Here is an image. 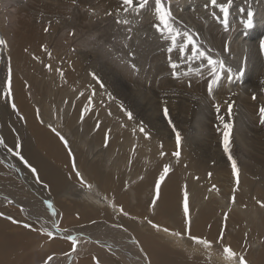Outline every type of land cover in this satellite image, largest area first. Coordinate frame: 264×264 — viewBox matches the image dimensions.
Instances as JSON below:
<instances>
[{"label":"rangeland","instance_id":"rangeland-1","mask_svg":"<svg viewBox=\"0 0 264 264\" xmlns=\"http://www.w3.org/2000/svg\"><path fill=\"white\" fill-rule=\"evenodd\" d=\"M218 1L215 7L216 9L218 8L217 10L219 12H208V19L211 21L212 13L215 14V19L218 21L217 23L226 28V34L234 37V42L243 45L242 51L244 55L246 56L249 54L253 56V61L249 62L248 58L245 57L247 59L246 63L248 62V65L257 68L256 73L252 74L251 70L249 72L247 67L241 70L239 69L241 68L240 65L236 63H225L223 70L226 75L229 76V70H231V76L237 75L243 79V82L240 80L239 83H232L226 78L228 82H226V87L223 90H227V93H224L223 90L220 91L219 86L212 88L210 93L209 90L192 87L189 83L186 85V88L185 86L179 87L178 83L175 84L174 82V79L181 75H178L179 71L177 72V69L187 68L184 67L187 65L189 68L192 66L195 67L196 65V68L187 70V73L190 72V74L191 71H194L191 75L198 78L194 80L196 84L202 79H204L203 81L207 80V78H210V80L215 79L216 74L220 72L219 70L221 68L219 63L221 61H219V55L223 52V49L216 50V53H214L215 46H212L213 44L207 45L210 39L201 36L205 33V30H202L203 27L206 29L205 27L207 25V18H205L206 13L204 14V18H202L203 16H194L191 12L186 13L177 9H169L167 7L168 0H161L162 7L170 13L169 23L174 29L173 33H168L166 30H158V27L163 29V25L160 23L157 12L155 11V0H148V3L138 10L136 7L137 0H133L134 7L128 11L124 10L126 6L123 5L122 0H0V39L6 40L4 38L5 34L3 35L2 26L4 30H9L10 28H7L9 27L7 24H16L17 26H15L14 32L15 30L18 32L19 30L24 37H29V34H23V32L28 30V33H30L33 38V40L30 39L31 44L29 41V44L25 43L23 45V58H25V62L19 71H15V75L22 81L26 90L29 91V95L32 97L33 108H35L34 110L38 116V121L44 120L46 123L52 122L54 124H60L69 136V141H67V143L73 139V144L78 142L76 145L72 146V149L78 153L82 152L83 149L82 144H80V137L84 138L83 135L86 134L89 152L86 151L85 153H89L86 154L88 157L83 162L82 160L84 157L82 155L81 158L76 159V162H74L75 168L81 172L79 174L82 177L83 184L80 182L77 184L71 181L69 184L71 189L68 190L66 194L62 192L60 195H57L63 188L58 186L57 189H53L49 182L59 179L58 174H62L59 171L62 165L58 161H55L54 165H49L44 168V172H46L45 178L41 176V173L37 175L38 179L42 180L41 182L46 187V191L57 195L58 200L66 206V210L74 209L78 211L79 208L82 209L81 212L78 211V213L72 215L75 216L76 220L67 223L65 228L73 227L86 232L90 227H98L102 225L101 222L112 220L113 208L115 215L121 216L119 214H124L122 217H125L126 221L132 220L133 223L136 221L152 229L156 228L152 226L153 224L162 223L166 226V224L175 221L176 223L174 222V224L179 229L187 225L186 228H191L187 229V232L197 231L199 234L205 232L211 236L212 231L206 232L202 229L193 227V224L186 223L182 218V214L185 212V205H187L188 213L195 216L198 207L203 206L202 203L205 202L206 199H212L208 197V194L211 191L217 194V191L223 188L228 192V195L223 194L221 196L223 209H220L217 213L213 212L210 214L211 209H216L215 204L213 205L214 207L211 206L212 208H208L209 210H207L206 213L202 211L203 220L209 217V223H206L205 226L211 230L212 224L217 223L218 230L215 233L219 234L222 232L219 238H214L206 242L208 244L210 243V246L219 255L224 256V247L222 249L219 243L222 241V236L225 242L230 244L228 237H234L235 235L234 238L240 239L242 242L241 246L237 243L234 245L239 246L236 249L240 252V257H242L243 260L247 257L244 258L241 251L245 250V253L249 254L252 249L259 250L262 247L264 240V225H262L264 224V123H261L262 117L260 110L264 108V100H262L264 99V49L256 48L255 50L254 43L256 45L264 43V19L261 21V25L260 21H258L261 13L257 11L256 0H235L234 3L236 4L234 5H240L241 7H239H243V9L237 6L235 7L232 4L234 0L230 2L226 0V7L227 9L229 8L227 17H225L220 10L221 6L224 5L223 0ZM204 2L203 7L210 8L212 2L207 3L205 0ZM195 3L197 4L196 1ZM228 4L230 5L228 6ZM250 11L252 13L251 27H244L248 22V13ZM176 12L177 14H175ZM219 13L220 16H218ZM221 14L223 18L222 22ZM241 16L244 17L242 18ZM143 17L145 22L142 20ZM225 20H227L228 23L227 27L225 25ZM2 23H4L5 26ZM142 23L143 25H141ZM201 23H203L202 26H199ZM18 27H20V29ZM198 27L202 29L199 30ZM228 28H231L230 31ZM45 29H47V31H45ZM10 30L11 34L8 38L11 39L13 37V29ZM39 31H41L42 34L39 33ZM185 33L190 37H194V34L200 35L198 37L199 46L196 45L197 40L193 42L198 48V53L195 58L192 57V44L187 43L186 39H188V36H185ZM173 35L176 36L175 44H173L172 41ZM241 41L244 42L241 43ZM248 41H251V43ZM200 42L203 43L200 45ZM5 44L0 45V156H6L16 167L17 164L25 166V162L21 160L19 155L21 146L25 142V126L21 119H19L15 107L12 105L8 86L9 80L13 75L9 68L8 53L13 54L14 46H12L10 41L6 46ZM170 48L172 49L171 51H169ZM181 48H184V53L180 57V63L172 67L173 61L171 60L178 55ZM203 51L205 57L199 56V52ZM209 52L213 55H210ZM170 53H174L175 55H171ZM25 55L27 57H25ZM208 55L211 59L217 61L216 65H209ZM77 56H81L82 62L84 60L83 65L79 60L76 61ZM79 62L81 64H79ZM133 62L134 64L135 62L137 63L135 68L137 72L131 75L133 78L140 80V84H136V79L131 80L123 76L117 69L118 66H124V64L127 63L128 65H132ZM26 64H28L27 68ZM161 66H163L165 70L157 71ZM213 67L216 68V73H213ZM24 68L26 70H24ZM93 73L96 77L95 79L93 78ZM220 73L222 74V72ZM72 74H75L74 77L79 84L78 89L83 93V97H78V95H76V87L72 83H68L64 80L65 76H70ZM202 74H207L208 77ZM168 75H170V79L166 80ZM256 76H261V78L257 80ZM152 79H154L153 82H151ZM171 79L172 81L170 82ZM246 79L249 80L244 81ZM144 80H146V83L142 82ZM160 85H165V87L162 88L163 86L160 87ZM124 94L126 95L124 96ZM168 95L173 96V98L177 100L176 102L170 101L168 106L171 110H174L173 115L165 119L164 110L167 109V106L162 105L167 98L161 97ZM126 96L132 100L130 99V101ZM215 100L216 102L213 103ZM125 104L128 105V107ZM180 104H182V106H180ZM184 104L187 106L184 107ZM190 104L193 106L196 105L197 113H199V111L204 112L201 111L202 107L205 109L208 107L207 109L209 110L211 109L210 111L212 113L210 112L207 114L208 116L212 114L213 121L216 119L214 115L218 113V115H221V113L223 116L226 115L223 118L225 120H223L224 123L232 124L229 137V153H225L224 151L223 129L225 130V128L222 125L224 123H208L200 116L202 123L205 122L203 125L201 124L203 128L199 126L192 127L191 124L188 126L186 125V119L182 118V116H186H184V109ZM75 105L78 107H75ZM228 105H231V108H229ZM73 107L77 110L75 116H73ZM152 107L155 108L153 112L150 110ZM239 107L240 109H244L240 111V109H238ZM217 109H219L218 112ZM128 113L132 114L131 119H129ZM73 117H75V119ZM231 117H233V119H230ZM208 118L210 119V116ZM68 123L70 125H67ZM89 123H93L94 125H88ZM99 124L104 126L100 127ZM238 125L243 128L244 139L249 143L244 142V140L243 142L241 141L240 136L237 134ZM141 128H143V132H141ZM173 128L175 131H173ZM1 131L8 134L10 138H5ZM149 131L151 136L153 135V140L149 138ZM177 133H179L181 137L179 148L176 140ZM156 137H159L157 138L158 140L155 139ZM113 139L115 140L112 144L113 155L109 159L102 160L101 156L107 154L105 149L109 148L108 143L110 140L113 142ZM67 143L64 144L67 145ZM242 144L245 146H242ZM248 145L251 147L249 148ZM30 147L33 148V145L31 144ZM245 148H247L246 150L248 151H246ZM101 151L104 152L100 153ZM177 151L179 152V156L174 155ZM249 151L251 153H249ZM95 152L97 153L94 154ZM161 153H163V155H161ZM211 154L214 155V157H210ZM190 155H194L195 157L191 158ZM229 155H231L232 160L236 163L237 174L235 176L232 172V162L228 158ZM182 157L187 158L188 161ZM190 158L195 161L189 160ZM111 159L112 161L110 162ZM202 159L205 161L202 162ZM180 161L183 163L186 162L183 164V167L186 168L187 171L183 172L184 174L182 175L185 180L178 181L174 188H177L175 207H173V209H168L171 211H168L166 208H164L165 211L164 209L160 211L159 209L163 206L160 200V185L164 183L167 174L171 171L173 166L179 164ZM97 162L102 165V170L105 169L108 173L97 179H106L108 191L114 194L113 196L111 195L112 198H110V195H108V193L102 189L101 185L94 180L95 173L91 171L87 172L88 175H83L82 173L81 169L85 165L96 164ZM197 163L206 164V166L210 163L211 165L207 167L211 170L204 171L200 169L201 172L199 174L190 178L189 176H192L195 168L199 169V167H195ZM69 166L73 167L71 163ZM165 166L168 168V173L166 175H164ZM100 167L98 171L103 175L104 173L101 172ZM241 168L247 170L246 172H248L249 176L257 173L256 175L260 178H255V183L253 180V183H250V185L244 184L243 169ZM0 169H8L1 160ZM25 170L28 177H30V175L27 171L34 176L26 166ZM150 170H153L151 171L153 173L150 172L152 175L149 178ZM7 172L8 171L5 173ZM72 173L74 172L72 171ZM161 175H164L162 181L160 180ZM157 181H159L158 189ZM90 182H95L97 188L95 185L90 184ZM246 186L248 190H246ZM79 187L84 189L85 193H79V191H81L78 190ZM126 187L131 188L130 192L127 191ZM121 190L126 191L124 196L129 200V205L133 203L130 202L132 198L137 204L131 206L133 209L127 207V210L130 212L122 208L126 203L120 202L122 204L118 205L115 202L116 198L119 199ZM100 194H102L101 198L98 197ZM118 194L119 197H116ZM83 196H87V200H91L90 204L96 207L100 206V210L71 201L77 200ZM180 196L181 199H179ZM236 198H238V208L240 209L233 211L231 208L233 205L237 204L235 201ZM120 199H122V197ZM114 203H116L117 206ZM193 206L196 207V209ZM100 212H105L108 216L105 217ZM131 212L135 213L132 214ZM18 213L19 214H12L11 217H9L10 215H7L8 217H5L3 214L0 215L2 219L4 218L5 221H9L8 223L2 221V231L3 234L8 236L6 240L7 244L5 243V245H8L6 249L11 251V255L7 257V259H2L0 256V264H47L49 260H53L51 264H67L65 262V256L71 252V244L65 241V245L61 248L57 245H53L52 247L48 245L45 246L47 247L46 249L44 245L47 241H42L41 237H48L47 232H45L47 235H44V233L41 232L40 229L35 228L34 225L32 227H25L23 231L9 229L12 224L25 226V218L21 212ZM208 213L209 215H207ZM245 217H247L246 220ZM219 224L223 225L220 226ZM157 225L160 227L159 224ZM193 228L195 229L192 231ZM113 230L114 229H112V231ZM224 230L228 232L225 234ZM180 232L182 233L181 230H179V234ZM248 232H250L252 236H250ZM112 236L115 237L116 234L114 235L112 233ZM118 236L117 238L121 239L120 237L122 236ZM180 236L184 238V235L180 234ZM189 237L192 238L194 236L190 235ZM197 239L200 240V237H197ZM165 243L166 242H162V244L166 245ZM1 244H4V241ZM157 244H159V242H157ZM161 246L160 243L159 247ZM167 249H169L168 251L171 253L174 250H177V252L178 250L182 251L186 255L193 257L197 262L189 264H217L213 263L207 254H203L202 252L199 254L188 253L187 251L175 248L171 244L170 248L167 247ZM164 250L166 251V249ZM87 257V261L85 260L86 264H122L120 260L113 255L111 259L102 261L100 260L99 254ZM169 258H171L169 264H182V261L179 259L178 261H174L173 255ZM200 261L203 262L201 263ZM160 263L161 261L158 260L155 264ZM126 264L133 263L129 262Z\"/></svg>","mask_w":264,"mask_h":264},{"label":"bare ground","instance_id":"bare-ground-1","mask_svg":"<svg viewBox=\"0 0 264 264\" xmlns=\"http://www.w3.org/2000/svg\"><path fill=\"white\" fill-rule=\"evenodd\" d=\"M195 1L197 2V4L195 3ZM207 1V3L211 2V0H205ZM218 1V0H217ZM220 1V0H219ZM218 1V2H219ZM231 0H229L230 2ZM257 1V11H259L260 14V18H258V21H261L264 19V0H256ZM222 2V1H221ZM220 2V3H221ZM235 0L233 1V5L236 4L234 3ZM245 2V1H244ZM204 0H176V1H169L167 2V7L170 9H177L179 11L182 12H186V13H192L194 16H198V17H202L204 18V14L206 15L205 18H207V25H206V29L205 33L201 36L205 37V38H209L210 42L207 43L208 44H213L212 46H215V52L216 50H221L223 49L222 53L219 55V61H221L223 63V65L225 63H236L238 65H240L241 69L247 67L249 72L251 70L252 74H255L257 71V68L255 66L252 65H248L249 61H253V56L247 54L246 56L243 53V45L238 44L236 42H234V37L232 36H228V34H226L227 30L225 27H223L222 25L220 26L216 21L217 19H215V14L212 13V20L210 21L209 18V14H207L208 12H212V11H216L219 12L215 5H213L211 3L210 8H204ZM179 4V5H178ZM223 6H226V0H223ZM249 4V3H248ZM252 4V3H251ZM254 4V3H253ZM230 4H228L229 6ZM217 6V5H216ZM235 6V5H234ZM237 6V5H236ZM235 6V7H236ZM240 6V5H239ZM237 6V7H239ZM208 7V6H207ZM232 7V6H231ZM230 7V8H231ZM241 7V6H240ZM239 7V8H240ZM256 7V6H255ZM253 8V7H252ZM220 9V7H219ZM229 9V8H228ZM233 9V7H232ZM238 9V8H237ZM240 9H243L240 8ZM248 9V8H247ZM256 9V8H255ZM191 10V11H190ZM239 10V9H238ZM245 10V9H244ZM254 10V9H253ZM156 11V10H155ZM168 11V10H167ZM171 11V10H169ZM178 11V12H179ZM233 11V10H231ZM235 11V10H234ZM256 11V10H254ZM175 12V11H173ZM181 12V13H182ZM229 12V11H228ZM251 12V11H250ZM243 13V12H242ZM258 13V12H257ZM177 14V12L175 13ZM180 14V13H179ZM224 14V13H223ZM230 14V13H229ZM239 14V13H238ZM148 15V14H147ZM243 15V14H242ZM186 16V15H185ZM184 16V17H185ZM192 16V15H191ZM220 16V13L219 15ZM232 16V15H231ZM230 16V17H231ZM76 17V16H75ZM242 17V16H241ZM244 17V16H243ZM242 17V18H243ZM181 18V17H178ZM190 18V17H189ZM221 18H222V14H221ZM240 18V17H238ZM159 19V18H158ZM234 19V17H233ZM130 20V19H129ZM142 20H144V17L142 18ZM149 20V19H148ZM175 20V19H174ZM192 20V18H191ZM194 20V19H193ZM200 20V19H199ZM209 20V22H208ZM223 18L221 19L222 22ZM232 20V19H231ZM235 20V19H234ZM233 20V21H234ZM242 20V19H241ZM9 21V18H8ZM198 21V20H197ZM203 21V20H202ZM136 22V21H135ZM143 22V21H142ZM145 22V20H144ZM199 22V21H198ZM220 22V24H221ZM239 22V21H238ZM200 23V22H199ZM231 23V21H230ZM229 23V24H230ZM240 23V22H239ZM4 25V23H2ZM1 24V26H2ZM128 24V23H127ZM152 24V23H151ZM195 24V23H194ZM203 23H201V25L199 24V26H202ZM228 24V23H227ZM232 24V23H231ZM236 24V23H235ZM238 24V23H237ZM247 24V23H246ZM143 25V23L141 24ZM145 25V23H144ZM262 25V24H261ZM264 25V24H263ZM5 26V25H4ZM9 26V27H7ZM7 28L13 29V37L10 39L8 38L9 35L11 34V30H4V27L2 26V30H3V35L4 38L6 39L5 41V46L7 45V43L10 41L12 46H14V52L13 54L8 53V60H9V65H10V69L12 71V78L9 80L8 86H9V94L11 95V102L12 105L15 107V110L17 111V114L19 116V119H21V121L23 122L24 126H25V142L22 144L21 146V152H20V158L21 160H23L25 162V166L34 174L31 175V173L29 171H27V173L30 175V177H28V175H26V170H25V166L22 164H17V167L9 160L7 159L6 156H0V160L4 163V165L8 168L6 170H1L0 169V215L3 214L5 215V217H8L7 215H10L9 217H11V215L13 214H19L18 212H21V214L23 215V217L25 218L24 224L28 225L30 227H32L34 225L35 228L40 229L41 232L44 233V235L48 234V237H41L42 241H47L45 242V246H53V245H57L59 248H61L62 246H64V243H69L72 245V250L69 254H67L65 257V262L67 264H86L85 260L88 258L87 256H92L94 254H99L100 255V260H105V259H111L112 255L114 257H117L120 262L122 264H126V263H133V264H155L156 261L160 260L161 262H164V264H169V261L171 260V256L165 255L164 254V249H166L167 247L170 248V244L172 246H174L177 249L180 250H184L187 251L188 253H195V254H199V253H203V254H207V256L211 259V261L213 263H217V264H240V252L238 251L239 246L242 245V242L240 241V239L234 238L232 236H229V240H230V244L226 243L225 240L223 239L222 236V241L219 242L220 246H222L224 248H229L235 255V257H232L231 260H226L224 256L219 255L216 251L213 250V248L210 246V243L208 244V247H205L203 244H198L195 243L193 241V239H191V237H189L190 235H198L200 236V240H205V241H210L214 238H219V235L222 233H215L218 230V225L217 223H213L212 224V229L209 230L205 224L209 223V217L205 218L203 220L202 218V211L204 213H206L207 210H209L208 208H212L211 206L216 204V209H211L210 214L213 212H218L220 211V209H223V203L222 202V198L221 196L223 194L228 195V192L226 189L217 191L216 193H213L212 191L208 194L209 198L212 199H206L205 202H203V206H199L197 212L195 213V216H192L188 213L187 217L185 216V212L182 214V218L186 221V223L188 224H193L195 228L198 229H202L203 231L211 232V236L208 233H202L201 235L197 232V231H193L195 228L192 229L193 232H187V229H191V228H186V226L181 227L180 229L178 227H176V225L174 224V222H171L170 224H166V226H164L162 223H157L160 225V227L157 224H153L156 226V228H149L147 225L145 224H140L136 221H134V223L132 222V220H128L126 221L124 214H119L121 216H117L115 215V212L113 211L112 208V220H108L105 222H101L102 225L98 226V227H90L86 232L84 230L81 229H77V228H65V225L67 223L73 222L76 220L74 215L75 213H78L82 211L81 208L78 209V211L74 210V209H67L66 210V206L61 203L58 198L57 195H60L62 192L63 193H67L68 190L71 189V187L69 186L70 182L72 181L73 183H77L80 182L81 183V175L79 174V177L77 176V172L81 173L80 171H78L75 166H74V162H76V159L81 158L82 155L84 157V159L82 160L83 162L85 161V159H87V155L89 153H85L86 151H88V145H87V140H86V134H84V138L80 137V144H82V152L78 153L76 151H74V149H72L73 145V141H70L67 143V145H65V141H69V136L68 134H66V130L63 129L60 124H54L52 122H45L44 120L42 121H38L37 119V114L36 111L34 110L35 108H33V103L32 100L29 95V91L26 90V88L24 87V84L22 83V81L15 75V71H19L20 68L23 66L24 62H25V58H23L24 54H23V45L31 44V40H33V38L31 37V34L28 33V30L23 32V34H29V37H24V35H22L20 33V31L18 30V32H14V28L15 25H8L7 24ZM132 26V25H131ZM138 26V25H137ZM233 26V25H232ZM239 26V25H238ZM5 27V28H6ZM76 27V26H75ZM147 27V26H146ZM190 27V26H189ZM227 27V26H226ZM245 27V26H244ZM20 29V27H18ZM16 28V29H18ZM144 28V27H143ZM220 28V29H219ZM232 28V27H231ZM230 28V29H231ZM145 29V28H144ZM151 29V28H150ZM149 29V30H150ZM199 29V27H198ZM199 29V30H201ZM229 29V28H228ZM229 29V31H230ZM242 29V28H241ZM264 29V28H263ZM187 30V29H186ZM190 30V29H189ZM239 31V30H238ZM243 31V30H242ZM241 31V32H242ZM201 32V31H200ZM240 32V31H239ZM39 33H41V31H39ZM142 33V32H141ZM232 33V32H231ZM236 33V32H235ZM238 33V32H237ZM246 33V32H245ZM42 34V33H41ZM194 37H191V39L193 40H197V46L198 45V37L200 35L198 34H194ZM208 35V36H207ZM230 35V34H229ZM238 35V34H237ZM142 36V35H141ZM236 36V34H235ZM94 37V36H92ZM237 38V36H236ZM202 39V38H201ZM200 39V40H201ZM188 40V39H186ZM185 40V41H186ZM207 41V39H206ZM209 41V40H208ZM24 42V43H23ZM58 42V41H57ZM238 42V41H237ZM244 41H241V43ZM249 42V41H248ZM78 43V42H77ZM203 42H200V45ZM251 43V41L249 42ZM46 44V43H44ZM47 45V44H46ZM57 45V44H56ZM76 45V44H75ZM79 45V44H78ZM231 45V46H230ZM209 46V45H208ZM255 46V50L257 49H262L261 45H256L254 43ZM77 47V46H76ZM205 47V46H204ZM207 47V46H206ZM227 47V50H226ZM209 48V47H208ZM232 48V49H231ZM254 48V47H253ZM58 50V49H57ZM207 50V48H206ZM253 50V49H252ZM247 51V50H246ZM249 51V50H248ZM258 51V50H257ZM34 52V51H32ZM204 52V51H203ZM208 52V51H207ZM231 52V53H230ZM255 52V51H254ZM43 53V52H42ZM47 53V52H46ZM108 53L110 54V52L108 51ZM175 53V52H174ZM174 53H170L171 55H175ZM210 55H213L211 52H209ZM34 54V53H33ZM207 54V53H206ZM255 54V53H254ZM258 54V53H257ZM35 55V54H34ZM76 55V54H75ZM85 55V54H84ZM244 55V56H243ZM38 56V55H36ZM40 56V55H39ZM53 56V55H52ZM181 52H178V55L175 56V58H172L171 61H173L172 65H179L178 63H180V57H181ZM257 56V55H256ZM25 57H27L25 55ZM33 57V56H32ZM81 57V56H80ZM77 56L76 61H80L83 65V62L81 61L82 59ZM205 57V55H204ZM248 58V62L246 63V58ZM29 58V57H28ZM42 58V57H41ZM45 58V57H44ZM71 58V57H70ZM209 55H208V59H209ZM260 58V57H259ZM58 59V58H57ZM168 59V58H167ZM202 59V58H201ZM217 59V58H216ZM71 60V59H70ZM135 60V59H134ZM169 60V61H170ZM111 61V60H109ZM50 62V61H49ZM79 62V64H81ZM165 62V61H164ZM28 63V62H27ZM48 63V62H47ZM126 63V62H125ZM30 64V63H29ZM32 64V63H31ZM134 62L132 63V65H128L124 64V66H118L117 69L119 72H121L123 74V76L132 79H136L133 78L131 74H135L137 71L135 70L136 68V62L135 64ZM256 64V63H255ZM26 64V68H27ZM33 65V64H32ZM51 65V63H50ZM53 65V64H52ZM85 65V64H84ZM91 65V64H90ZM168 65V64H167ZM166 65V66H167ZM25 66V65H24ZM36 66V65H35ZM30 67V66H28ZM79 67V66H78ZM158 67V66H157ZM156 67V68H157ZM187 68H181V69H177V72L179 71L178 75L181 74L180 76H178L177 78L174 79L175 84L178 83L179 87H183L189 83V85H192V87L198 88V89H205V90H209L208 85L209 83H211L214 79L210 80V78H207V80L203 81L204 79H202L198 84H196V82L194 83V80H197L198 78H195V76L193 77L194 71H191L187 73V70L192 69V68H196L192 66L189 68V66H184ZM224 68V67H223ZM54 69V68H53ZM92 69V67H91ZM154 69V68H153ZM238 69V70H239ZM24 70H26L24 68ZM29 70V69H28ZM27 70V71H28ZM99 70V69H98ZM155 70V69H154ZM165 69L163 68V66L159 67L157 69V71H164ZM247 70V69H246ZM31 71V70H29ZM59 71V70H58ZM185 73L183 74L182 73ZM186 71V72H185ZM220 72H222V74L220 72V79L217 81V83L213 84V87H218L220 88V91H222L223 89H225L226 87V78L229 79V76L226 75L225 71L223 69L219 70ZM34 72V71H33ZM202 72V71H201ZM200 72V73H201ZM26 73V72H25ZM30 73V72H28ZM27 73V74H28ZM196 73V72H195ZM204 73V72H203ZM24 74V73H23ZM22 74V75H23ZM90 74V72H89ZM88 74V75H89ZM94 74V73H93ZM26 75V74H25ZM75 74H72L70 76H65V79L68 83H72L77 91H76V95H78V97H83V93H81V91H79L78 89V82L76 81ZM175 75V74H174ZM199 75V73H198ZM197 75V76H198ZM201 75V74H200ZM202 75H207V74H202ZM19 76V74H18ZM31 76V75H29ZM170 75H168V79ZM196 76V77H197ZM249 76V75H248ZM208 77V75L206 76ZM213 77V76H212ZM254 77V76H253ZM257 77V76H256ZM105 78V77H104ZM252 78V77H251ZM261 78V76L257 77V80ZM80 80V79H79ZM105 80V79H104ZM110 80V79H109ZM108 80V81H109ZM154 79L151 80V82H153ZM232 83H239V81L241 80L243 82V79H241L240 77H238L237 75H233L231 76V79H229ZM249 79H246L244 81H247ZM255 80V79H254ZM172 81V79L170 80V82ZM106 82V81H105ZM110 82V81H109ZM108 82V83H109ZM143 83H146V80L142 81ZM259 82V81H258ZM141 81L136 79V84H140ZM163 83V82H162ZM221 83V84H220ZM153 84V83H152ZM111 85V84H110ZM167 85V84H166ZM116 86V85H115ZM163 86V87H162ZM160 87L164 88L165 85H160ZM184 87V88H185ZM228 87V85H227ZM263 87V86H262ZM159 88V87H158ZM187 88V87H186ZM138 89V88H137ZM113 90V89H112ZM121 90V88H120ZM192 91V90H191ZM194 91V90H193ZM74 92V91H73ZM111 92V91H110ZM196 92V91H194ZM193 92V93H194ZM224 93H227V90H223ZM75 93V92H74ZM85 93V92H84ZM180 93V92H179ZM123 94V93H122ZM261 94V93H260ZM126 94H124L125 96ZM175 95V94H174ZM128 98V96H126ZM130 97V96H129ZM166 97V101L163 103L162 106H167V110L169 112L168 117H172L173 115V111L171 110L170 107L168 106L170 104V101L176 102L177 99L173 98V96H162L161 98ZM160 98V99H161ZM196 98V97H195ZM129 100L131 98H128ZM123 100V99H122ZM132 100V99H131ZM130 100V101H131ZM143 100V99H142ZM219 100V99H218ZM264 100V99H262ZM261 100V101H262ZM151 101V100H150ZM258 101V100H257ZM147 102V101H146ZM178 102V101H177ZM181 102V101H180ZM216 102L213 101V103ZM224 102V101H223ZM263 102V101H262ZM261 102V103H262ZM152 103V102H151ZM183 103V100H182ZM211 103V102H210ZM127 104V103H126ZM125 104V105H126ZM175 104V103H174ZM242 104V103H241ZM248 104V103H247ZM131 105V104H130ZM128 107V105H126ZM132 106V105H131ZM150 106V105H149ZM152 106V104H151ZM172 106V105H171ZM179 106V104H178ZM180 106H182V104H180ZM187 106V105H186ZM184 104V107H186ZM229 106V105H228ZM227 106V107H228ZM241 106V105H240ZM36 107V106H35ZM61 107V106H60ZM75 107H78L77 105H75ZM135 107V106H134ZM174 108V107H173ZM176 108V107H175ZM180 108V107H179ZM208 108V107H207ZM205 109L204 107H202L201 111L204 112H200L197 113L196 112V105H188V107L186 109H184L185 113L184 116H182V118L186 119V125H190L192 127L194 126H199L201 128L203 123H202V119L206 120V122L208 123H212L213 122H219L220 124L224 123V121L222 122L221 119H219L218 117H225L222 115H214L216 117L215 121H213L212 118V114L209 115L210 119L208 118V114L211 112L209 109ZM67 109V108H66ZM73 116H75V114H77V110H75L76 108L73 107ZM128 109V108H127ZM131 109V108H130ZM149 109V107H148ZM182 109V107H181ZM240 109V107L238 108ZM244 109L241 108L240 111ZM246 109V108H245ZM151 112L155 111V108H151L150 109ZM132 111V110H131ZM147 111V110H146ZM180 111V110H179ZM244 111V110H243ZM218 112V111H217ZM254 112V111H253ZM43 113V112H42ZM150 113V112H148ZM183 113V112H182ZM208 113V114H207ZM212 113V112H211ZM155 114V113H154ZM132 115V114H131ZM146 115V114H145ZM178 115V114H177ZM181 115V114H180ZM183 115V114H182ZM247 115V114H246ZM41 116V115H40ZM50 116V115H49ZM202 119H201V117ZM180 117V116H179ZM229 117V116H228ZM238 117V116H237ZM244 117V116H243ZM246 117V116H245ZM249 117V116H248ZM40 118V117H39ZM43 118V117H42ZM69 118V117H68ZM75 119V117H73ZM153 118V117H152ZM149 119V118H148ZM154 119V118H153ZM152 119V120H153ZM170 119V118H169ZM177 119V118H176ZM230 119H233V117H231ZM241 119V118H239ZM247 119V118H246ZM174 120V119H171ZM255 120V119H254ZM64 123V122H63ZM76 123V122H75ZM183 123V122H182ZM235 123V122H234ZM72 124V123H71ZM93 123H89L88 125H92ZM202 124V125H201ZM67 125H70L69 123ZM94 125V124H93ZM218 125V124H217ZM223 125V124H222ZM75 126V125H74ZM73 126V127H74ZM100 127L104 126L102 124H99ZM178 126V125H177ZM11 127V126H10ZM235 127V126H234ZM239 127V128H238ZM65 128V127H64ZM68 128V127H67ZM238 130H237V134L240 136L241 141L243 142H248L245 141L244 136H243V131L241 128V126H237ZM200 129V128H198ZM75 130V129H74ZM185 130V129H184ZM183 130V131H184ZM148 131V130H147ZM151 131V130H150ZM150 131L148 133L149 138H152L153 140V135L151 136ZM242 131V132H241ZM99 132V131H96ZM95 132V133H96ZM191 132V131H190ZM225 132V130L223 129V133ZM2 135L5 138H10L8 134H5L3 131H1ZM87 133V132H86ZM207 133V132H206ZM78 134V133H77ZM162 135V134H161ZM198 135V134H197ZM196 135V136H197ZM201 135V134H200ZM262 135V134H261ZM61 137H63V139H61ZM76 138V137H75ZM159 137H156L155 139H157ZM161 138V137H160ZM181 138V137H180ZM199 139V138H198ZM112 140V139H111ZM110 140L109 144V148L105 149V152L107 153L105 156H101L102 160H106L109 159L113 154H112V144L115 142V140L113 139V142ZM158 140V139H157ZM177 140V139H176ZM92 141V140H91ZM167 143V142H166ZM175 143V142H174ZM198 143V142H197ZM249 143V142H248ZM33 145V148L30 147V145ZM153 144V143H152ZM246 144V143H245ZM154 145V144H153ZM252 145V144H250ZM242 146H245L242 144ZM78 147V146H77ZM181 147V146H180ZM249 147V145H248ZM251 147V146H250ZM249 147V148H250ZM76 148V147H75ZM247 148H245L246 150ZM76 150V149H75ZM152 150V148H151ZM165 150V149H164ZM167 150V149H166ZM223 150V149H222ZM200 151V150H199ZM203 151V150H201ZM206 151V150H205ZM244 151V150H243ZM248 151V150H246ZM245 151V152H246ZM104 151H101L100 153H103ZM181 152V151H180ZM195 152V151H194ZM97 152H95L94 154H96ZM169 153V152H168ZM219 153V152H218ZM249 153H251L249 151ZM126 155V154H125ZM208 155V154H207ZM212 155V154H211ZM210 157H214V155H212ZM96 156V155H95ZM191 156V155H190ZM94 157V156H93ZM195 157L194 155L191 156ZM236 157V156H235ZM183 159H185L186 161L187 158L182 157ZM189 160H192V159ZM197 159V158H196ZM194 160V159H193ZM192 160V161H193ZM198 161H200L199 159H197ZM214 160V159H213ZM55 161H58L62 167L61 169H59V171L62 174H58V178L54 181H51L49 183H51V187L53 189H57L58 186L63 188L62 190L59 191V193L57 195H54L53 193H50L48 191H46V187L44 186V184L41 182L42 180H39L37 175L38 173H41V176L43 178H45V173L44 172V168L49 166V165H54ZM78 161V160H77ZM112 161V159L110 160V162ZM195 161V160H194ZM205 161V160H204ZM202 159V162H204ZM216 161V160H215ZM71 163V165L73 167H70L69 164ZM186 163V162H185ZM183 163L182 161H180L179 164H177L176 166H173V168L171 169V171L167 174V177L164 181V183L162 185H160V200L162 203V208L159 209L160 211L164 208L168 209H173V207H175L176 204V191L177 188L174 189L176 187V183L178 181H183L185 180L184 177H182V175L184 174L183 172H186L187 169L183 167ZM206 163V162H205ZM216 163V162H214ZM84 164V163H83ZM82 164V165H83ZM87 164V163H86ZM190 164V162H189ZM217 164V163H216ZM98 164V162L96 164H87L85 165L81 170L83 175H88L87 172L91 171L94 174V180L99 183L102 187V189L108 193V195H110V198H112V196L114 195L113 192L111 193L110 191H108V183H106V179H97L99 177H103L105 176L107 173V170H102V165ZM209 165H211L209 163ZM209 165H207L209 167ZM214 165V164H213ZM226 165V164H225ZM69 166V167H68ZM203 164L197 163L195 164V167H199L195 168V171L193 172L192 176H189L190 178L194 177V175L199 174L201 171L200 169H203L204 171H210L211 169H209L208 167ZM246 166V165H244ZM100 167L101 172H103L104 174H100V172L98 171ZM142 167V166H141ZM227 167V166H226ZM247 167V166H246ZM254 167V166H253ZM75 168V169H74ZM211 168V166H210ZM229 168V167H228ZM252 168V167H251ZM250 168V169H251ZM33 169H35V172H33ZM242 170V174L244 176L243 180H244V184H252L253 180L255 183V178H260L258 175H256L257 173H254L255 175H251L249 176L248 172H246L247 170H244V168H241ZM246 169V168H245ZM254 169V168H253ZM256 170V169H255ZM6 171H8L7 173H5ZM14 171V172H13ZM72 171L74 173H72ZM148 171V170H146ZM153 170L149 171V178L151 177V172ZM253 171V170H252ZM258 171V170H256ZM142 172V171H141ZM151 172V173H150ZM250 172V171H249ZM255 172V171H254ZM144 173V171H143ZM253 173V172H252ZM251 173V174H252ZM135 175V174H134ZM201 176V174H200ZM79 180H77V179ZM91 178V177H90ZM93 178V177H92ZM242 179V178H240ZM138 180V179H137ZM199 180V179H198ZM239 180V179H238ZM205 181V180H204ZM223 181V180H222ZM240 181V180H239ZM201 182V181H200ZM224 182V181H223ZM230 182V181H229ZM137 183V182H136ZM243 183V182H242ZM90 184L95 185V187L97 188V184L95 182H90ZM226 184V183H225ZM196 185V184H195ZM248 185V186H249ZM181 186V185H180ZM179 186V187H180ZM215 186V185H214ZM229 186V184H228ZM231 186V185H230ZM76 187V186H75ZM183 187V186H182ZM224 187V186H223ZM239 187V186H238ZM83 188V187H82ZM197 188V187H196ZM246 190H248V187L246 186ZM21 189V190H20ZM127 191L130 192L131 188L126 187ZM239 189V188H237ZM79 193H85L84 189H81V187L78 188ZM210 190V189H209ZM212 190V189H211ZM159 191V190H158ZM196 191V190H195ZM214 191V190H213ZM231 191V190H229ZM125 190L122 191L121 190V194L119 197V194L116 197H119L115 199V202L119 205L122 203H126L124 204V206H122L123 209L127 210L128 208L133 209V207L131 206H135L137 205L136 202H134V199L132 198L130 200L129 205V200L125 198ZM179 192V191H178ZM201 192V191H200ZM99 193V192H98ZM240 193V192H239ZM238 193V194H239ZM237 194V195H238ZM112 195V196H111ZM236 195V196H237ZM241 195V194H240ZM253 195V193H252ZM243 196V195H242ZM99 198L102 197V194L98 195ZM122 197V199H120ZM130 197V196H129ZM184 197V195H183ZM239 197V196H237ZM131 198V197H130ZM227 198V197H225ZM233 198V197H232ZM240 198V197H239ZM88 197L87 196H83L78 198L77 200H71L77 204L80 205H86V206H91L92 208L96 209V210H100V206L96 207L92 204H90L91 200H87ZM105 199V198H104ZM181 199V196L180 198ZM184 199V198H182ZM241 199V198H240ZM186 200V199H185ZM190 200V199H189ZM243 200V199H242ZM236 201V205H233L231 209L234 210H238L240 208H238V198L235 199ZM244 201V200H243ZM122 202V203H120ZM116 203H114L116 205ZM178 203V202H177ZM183 203V202H182ZM51 204V208L48 207V205ZM192 204V203H191ZM189 205V204H188ZM117 206V205H116ZM250 206V205H249ZM194 207V206H193ZM214 207V206H213ZM136 208V207H135ZM196 209V207H194ZM192 208V209H194ZM255 208V207H254ZM107 209V208H105ZM137 209V208H136ZM242 209V208H241ZM108 210V209H107ZM109 211V210H108ZM128 212H130L129 210H127ZM135 211V210H134ZM163 211V210H162ZM165 211V209H164ZM171 211V210H168ZM242 211V210H241ZM110 212V211H109ZM190 212V211H189ZM223 212V211H222ZM236 212V211H235ZM102 213L103 216L107 217L108 214L105 212H100ZM132 214L135 212H131ZM154 213V212H153ZM215 213V214H216ZM239 213V212H238ZM241 213V212H240ZM117 214V213H116ZM174 215V214H173ZM209 215V213L207 214ZM206 215V216H207ZM233 215V214H232ZM152 216V215H151ZM240 216V215H239ZM233 217V216H231ZM244 217V216H243ZM211 218V217H210ZM247 217H245L246 220ZM2 218L0 217V256L5 259H7V257H9L11 255V251L9 249H6V247L8 245H5L6 240H7V235L3 234L2 231V221L4 222H9V221H5L4 218L1 220ZM176 219V218H175ZM181 219V217H180ZM242 219V218H241ZM239 219V220H241ZM203 220V221H202ZM211 220V219H210ZM218 220V219H217ZM244 220V221H245ZM250 220V219H248ZM246 222V221H245ZM252 222V221H251ZM176 223V222H175ZM225 223V222H224ZM239 223V222H238ZM249 223V222H248ZM261 223V222H260ZM152 225V226H153ZM220 226L223 224H219ZM254 225V224H253ZM264 225V224H262ZM191 226V225H190ZM23 227V228H20ZM224 228V227H223ZM240 228V227H239ZM9 229L11 230H25V226H17L15 224H12ZM112 229H114L112 231ZM165 229H167V231H165ZM232 229V228H231ZM258 229V228H257ZM29 230V229H28ZM179 230L182 231V233L180 232L181 235H184V238L180 236L179 234ZM249 230V229H248ZM247 230V231H248ZM260 230V229H258ZM190 231V230H189ZM199 231V230H198ZM222 231V229H221ZM225 234L228 232L227 230H224ZM45 232H47V234H45ZM263 232V231H262ZM49 233L51 235H49ZM112 233L116 236L113 237ZM250 235V232H248ZM264 233V232H263ZM122 237H120V236ZM120 237L121 239L117 238ZM252 236V235H250ZM69 237H74L75 238V244H73V241L71 239H69ZM243 238V237H242ZM254 238V237H253ZM262 239V238H261ZM259 240V238H258ZM4 241V244H1ZM66 241V242H65ZM253 241V240H251ZM157 242L162 243V242H166V248L164 246L158 247L161 250V253L158 255H154V249H150L149 247H153L157 244ZM255 242V241H254ZM170 243V244H168ZM238 244L239 246H236L234 244ZM7 244V243H6ZM158 244V245H159ZM256 245V244H255ZM47 249V247H45ZM43 249V248H42ZM52 250V249H51ZM169 250V249H168ZM47 251V250H46ZM49 251V250H48ZM171 251V250H170ZM205 253H204V252ZM250 251V250H249ZM156 252V251H155ZM209 253V254H208ZM52 254V253H51ZM241 254L244 256L245 262L244 264H264V240H263V245L259 250H254L252 249L249 254L245 253V250L241 251ZM5 255V256H4ZM194 255V254H193ZM4 256V257H3ZM49 256V255H48ZM154 256L157 257V259H153L155 258ZM83 259V260H82ZM1 260V258H0ZM201 260V259H200ZM53 260H49V262H47V264H51ZM87 261V260H86ZM94 261V260H93ZM204 261V260H203ZM167 262V263H166ZM162 264V263H161Z\"/></svg>","mask_w":264,"mask_h":264},{"label":"snow or ice","instance_id":"snow-or-ice-1","mask_svg":"<svg viewBox=\"0 0 264 264\" xmlns=\"http://www.w3.org/2000/svg\"><path fill=\"white\" fill-rule=\"evenodd\" d=\"M212 4L215 5L217 3V0H211ZM122 3L123 5H125V11H128L129 9L133 8L134 7V4H133V0H122ZM148 3V0H137V10L139 8H143L146 4ZM155 4H156V12H157V15H158V18L160 20V23L163 25V29H160L158 27V30L160 31H163V30H166L168 33H173L174 29L172 28L171 24L169 23V17H170V13L167 12L163 7H162V4H161V0H155ZM225 17H227L228 15V9L226 6H221V9H220ZM248 22L247 24L245 25V27H251V22H252V13L249 12L248 13ZM225 25L227 26V20H225ZM45 31H47V29H45ZM185 36H188L187 33H185ZM175 40H176V36L173 35L172 36V41H173V44H175ZM187 43H190L192 44V57L195 58L197 56V53H198V48L197 46L195 45V43H193L192 39L190 36H188V40H187ZM5 44V41L3 39H0V45H3ZM261 48L264 49V43L261 44ZM172 49L170 48L169 51H171ZM226 50H227V47H226ZM180 52H181V55H183L184 53V48H181L180 49ZM205 54L204 52H199V56L203 57ZM208 63L209 65H216L217 64V61H214L213 59L209 58L208 59ZM219 66L221 69H223L224 65L222 62L219 63ZM172 67H175V65L173 64ZM213 73H216V68L213 67ZM93 78L95 79L96 77L94 76L93 74ZM220 79V75L219 74H216V77L215 79L209 83L208 85V88H209V92L211 93L212 91V87H213V84L217 83V81ZM229 79H231V70H229ZM229 108H231V105H229ZM217 111H219V109H217ZM261 112V123H264V108H262L260 110ZM164 115H165V119H168V112H167V109L164 110ZM128 116H129V119H131V113H128ZM219 119H221V121L223 122V117H218ZM169 123L171 124V121L169 120ZM224 128H225V132H224V135H223V144H224V151L225 153H229V137H230V132H231V128H232V124L231 123H224L223 124ZM173 131H175V129L173 128ZM141 132H143V128H141ZM61 139H63V137H61ZM176 139H177V146L179 148V144H180V135L179 133H177L176 135ZM65 143H67L65 141ZM19 147V145H18ZM161 155H163V153H161ZM174 155L176 156H179V152L177 151L176 153H174ZM229 160L232 162V172H233V175L235 176L237 174V167H236V163L235 161L232 160V157L231 155H229ZM33 172H35V169H33ZM168 173V168L167 166H165L164 168V175H166ZM164 175H161L160 177V180L162 181L164 179ZM77 176L79 177V173L77 172ZM81 183L83 184V180L81 179ZM159 188V181H157V189ZM49 208H51V204L48 205ZM188 215V208H187V205H185V216L187 217ZM25 227H28V225H25ZM153 227H156L155 225H153ZM165 231H167V229H165ZM49 235H51L49 233ZM69 239H71L73 241V244H75V238L74 237H69ZM191 239H193V241L195 243H198V244H203L205 245V247H208V243L204 240H199L197 238H194L192 237ZM235 254L229 249V248H224V257L226 260H231L232 257L234 256ZM240 264H244V260L243 258L241 257L240 259Z\"/></svg>","mask_w":264,"mask_h":264},{"label":"crops","instance_id":"crops-1","mask_svg":"<svg viewBox=\"0 0 264 264\" xmlns=\"http://www.w3.org/2000/svg\"><path fill=\"white\" fill-rule=\"evenodd\" d=\"M202 233H200V235H201ZM194 237L195 238H197V237H200V236H198V235H194ZM161 245L162 246H166V245H164V244H162L161 243ZM159 247V245L158 244H156L155 246H153V247H149L150 249H154V255H157V257H158V255L161 253V249L160 248H158ZM166 248V247H165ZM156 251V252H155ZM168 249L166 248V251H164V254L165 255H168ZM177 253V254H176ZM169 254H170V256H174V261L176 260V261H178V259L180 260V261H182V264H189V263H197L196 262V260L193 258V257H190V256H188V255H186L184 252H182V251H179L178 250V252H177V250H174L172 253L171 252H169ZM176 254V255H175ZM155 258H153V259H157V257L156 256H154ZM155 262H156V260H154ZM201 263L203 262V261H200ZM199 262V263H200ZM162 264H164L163 262H161ZM160 263V264H161Z\"/></svg>","mask_w":264,"mask_h":264}]
</instances>
